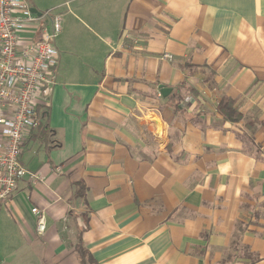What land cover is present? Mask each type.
Masks as SVG:
<instances>
[{
  "label": "crops",
  "instance_id": "0c3cea01",
  "mask_svg": "<svg viewBox=\"0 0 264 264\" xmlns=\"http://www.w3.org/2000/svg\"><path fill=\"white\" fill-rule=\"evenodd\" d=\"M49 10L59 63L21 155L39 179L0 209V264H264V0Z\"/></svg>",
  "mask_w": 264,
  "mask_h": 264
},
{
  "label": "built area",
  "instance_id": "2783aa9c",
  "mask_svg": "<svg viewBox=\"0 0 264 264\" xmlns=\"http://www.w3.org/2000/svg\"><path fill=\"white\" fill-rule=\"evenodd\" d=\"M61 31V14L49 10L38 15L27 0H0V209L22 178L39 179L21 155L38 125V106L53 84L60 56L55 40ZM163 57L173 59L170 53ZM32 211L41 234L45 213L38 207Z\"/></svg>",
  "mask_w": 264,
  "mask_h": 264
},
{
  "label": "trees",
  "instance_id": "16d2710c",
  "mask_svg": "<svg viewBox=\"0 0 264 264\" xmlns=\"http://www.w3.org/2000/svg\"><path fill=\"white\" fill-rule=\"evenodd\" d=\"M41 103L38 106L39 122L37 127H39L41 124L42 114H44L48 110L46 103ZM41 108H45V110H42ZM220 110L224 114V116L231 121H237L242 117L239 111L234 107V101L232 99H225L220 105Z\"/></svg>",
  "mask_w": 264,
  "mask_h": 264
},
{
  "label": "rangeland",
  "instance_id": "374dc122",
  "mask_svg": "<svg viewBox=\"0 0 264 264\" xmlns=\"http://www.w3.org/2000/svg\"><path fill=\"white\" fill-rule=\"evenodd\" d=\"M30 1H32V0H30ZM37 1L42 2V5H43V6H38V9L40 11L45 12L48 9H50V7L52 6L53 3H56L57 1H61V0H37ZM55 12H59V10H56V11L54 10V13Z\"/></svg>",
  "mask_w": 264,
  "mask_h": 264
},
{
  "label": "water",
  "instance_id": "95a60500",
  "mask_svg": "<svg viewBox=\"0 0 264 264\" xmlns=\"http://www.w3.org/2000/svg\"><path fill=\"white\" fill-rule=\"evenodd\" d=\"M32 11L38 15L41 14V12L37 9V8H32ZM171 89L170 88H167V87H164V86H161V92L163 95H166L167 92H170Z\"/></svg>",
  "mask_w": 264,
  "mask_h": 264
}]
</instances>
